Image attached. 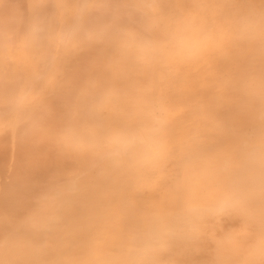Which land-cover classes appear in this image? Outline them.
<instances>
[{
  "label": "bare ground",
  "instance_id": "1",
  "mask_svg": "<svg viewBox=\"0 0 264 264\" xmlns=\"http://www.w3.org/2000/svg\"><path fill=\"white\" fill-rule=\"evenodd\" d=\"M0 264H264V0H0Z\"/></svg>",
  "mask_w": 264,
  "mask_h": 264
}]
</instances>
